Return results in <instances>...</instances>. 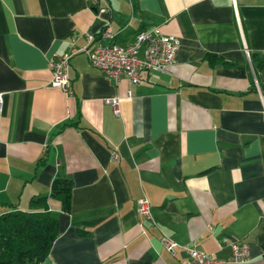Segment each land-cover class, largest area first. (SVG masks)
<instances>
[{
	"label": "crops",
	"instance_id": "obj_1",
	"mask_svg": "<svg viewBox=\"0 0 264 264\" xmlns=\"http://www.w3.org/2000/svg\"><path fill=\"white\" fill-rule=\"evenodd\" d=\"M235 2L0 0V215L47 196L59 232L41 264H186L232 241L264 264V0ZM153 26L179 47L135 85L83 52L86 33L126 44ZM72 49L67 94L48 62ZM57 176L69 212L49 197Z\"/></svg>",
	"mask_w": 264,
	"mask_h": 264
},
{
	"label": "built area",
	"instance_id": "obj_2",
	"mask_svg": "<svg viewBox=\"0 0 264 264\" xmlns=\"http://www.w3.org/2000/svg\"><path fill=\"white\" fill-rule=\"evenodd\" d=\"M231 3L236 6L235 0H231ZM115 35L108 28L98 35L86 33L88 44L83 48L90 65L114 82L126 78L135 85L143 80L145 73L165 70L174 61L179 47L178 38L162 33L157 26L138 31L126 44L118 43ZM244 50L248 55L245 45ZM74 52L76 50L72 49L70 53L52 57L48 62L51 72L50 85L67 94L72 93L68 67L70 56ZM2 102L3 92H0V114ZM105 102L112 106L115 114H118L117 98L106 99ZM136 205L140 215L151 219V206L147 198H139ZM230 249L231 253L227 258H216L197 247H191L188 249L186 264H245L248 261L249 251L245 243L232 241Z\"/></svg>",
	"mask_w": 264,
	"mask_h": 264
},
{
	"label": "trees",
	"instance_id": "obj_3",
	"mask_svg": "<svg viewBox=\"0 0 264 264\" xmlns=\"http://www.w3.org/2000/svg\"><path fill=\"white\" fill-rule=\"evenodd\" d=\"M253 55H251L252 57ZM41 158L38 165L43 163ZM72 181L57 176L51 183L49 197L60 201L61 209L69 212ZM47 196H37L32 203L41 211H13L0 215V264H41L58 236V219L46 205Z\"/></svg>",
	"mask_w": 264,
	"mask_h": 264
}]
</instances>
